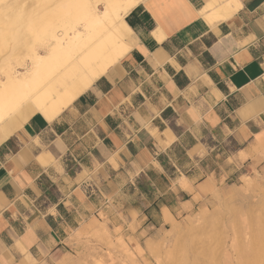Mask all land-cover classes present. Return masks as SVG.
Returning <instances> with one entry per match:
<instances>
[{"label": "crops", "instance_id": "0c3cea01", "mask_svg": "<svg viewBox=\"0 0 264 264\" xmlns=\"http://www.w3.org/2000/svg\"><path fill=\"white\" fill-rule=\"evenodd\" d=\"M212 1L145 0L131 50L56 119L0 126V264H56L100 215L165 226L245 168L264 144V0L209 24Z\"/></svg>", "mask_w": 264, "mask_h": 264}, {"label": "bare ground", "instance_id": "6f19581e", "mask_svg": "<svg viewBox=\"0 0 264 264\" xmlns=\"http://www.w3.org/2000/svg\"><path fill=\"white\" fill-rule=\"evenodd\" d=\"M144 1L32 0L27 6L26 0H0V126L20 115L56 119L131 50L124 17ZM238 7L236 0H213L201 15L212 24ZM261 237V247L249 242L228 264L256 256L264 264Z\"/></svg>", "mask_w": 264, "mask_h": 264}, {"label": "rangeland", "instance_id": "374dc122", "mask_svg": "<svg viewBox=\"0 0 264 264\" xmlns=\"http://www.w3.org/2000/svg\"><path fill=\"white\" fill-rule=\"evenodd\" d=\"M250 157L245 168L209 187L206 196H195L199 205L165 226L139 231L135 223L113 227L102 215L82 224L70 235L71 250L56 264H228L232 252L240 254L249 242L254 249L261 247L264 144L254 147ZM249 259L240 264H261L257 256Z\"/></svg>", "mask_w": 264, "mask_h": 264}]
</instances>
